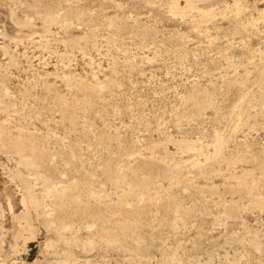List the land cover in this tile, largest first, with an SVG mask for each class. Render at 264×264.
<instances>
[{"label": "rangeland", "instance_id": "1", "mask_svg": "<svg viewBox=\"0 0 264 264\" xmlns=\"http://www.w3.org/2000/svg\"><path fill=\"white\" fill-rule=\"evenodd\" d=\"M172 2L0 0V122L13 136H37L41 172L91 186L103 199L90 200L93 211L115 229L121 188L108 165L123 170L147 158L156 173L171 169L175 181L157 178L153 203L138 193L128 198L126 207L148 208L143 220L152 223L139 248L131 237L102 243L100 224L70 210L59 227L49 226L43 208L33 211L35 237L25 243L12 214L23 210L20 175L39 196L43 184L0 146V264H65L68 257L76 264H264V207L253 203L255 194L264 199V0H198L200 9H213L207 18L197 9L177 14ZM50 12L57 21L48 30ZM71 77L102 84L96 94L79 91ZM196 89L212 100L202 112L189 100ZM219 133L222 152L207 160ZM167 137L193 140L196 149L181 150ZM232 200L241 204L233 214L226 211ZM49 205H56L51 197L43 206L50 212ZM90 236L99 241L92 249L83 242Z\"/></svg>", "mask_w": 264, "mask_h": 264}, {"label": "bare ground", "instance_id": "2", "mask_svg": "<svg viewBox=\"0 0 264 264\" xmlns=\"http://www.w3.org/2000/svg\"><path fill=\"white\" fill-rule=\"evenodd\" d=\"M185 2H186L185 7H183V6L180 7L179 0H173V2L171 4L172 5L171 6L172 7L171 10L173 9L174 11L175 10L179 11V12H176L177 14H181V13L186 14V13L191 12L193 9H197L198 10L197 12H199L198 14H200L201 18H207L209 16L211 17L213 9H206V8L200 9L197 6L198 0H185ZM235 2H234V4H236V10H237V12H240L241 11L240 3H239V1H235ZM43 21H45V23L44 22L43 23L45 25H47V26L50 25V24L52 25V23L57 21V17L54 15V13L52 14L50 12V14H46L45 19ZM197 21H199V19H197L196 22ZM49 28H50L49 26L47 28L45 26V29L49 30ZM71 81H72V83L73 82L75 83L74 86L76 85L77 89L78 88H81V89L83 88V89L89 90V91H91L93 93L98 90L99 85L101 83V81L97 77H95V80H94L93 83L91 81H90V83H88L86 80L79 79V78L76 79V78H73V77H71L70 81H68V82H71ZM111 83H112V81H111ZM103 84L106 85L105 83H103ZM81 92H82V90H81ZM84 92H82V93L84 94ZM96 93H94V94H96ZM65 100L66 99H64L62 97L59 99V101H61V103L64 106H67V105H65V103L67 104L68 101L66 102ZM83 100H84V104L89 102L87 99L86 100L83 99ZM189 100L191 101L192 109L194 111H196V112H202L205 109L206 106H209L212 103V100H211V97H210L209 93L207 91L200 92V90H198V89H196L189 96ZM246 101H247L246 97H243L241 99V105H244V103ZM261 103H264V99L261 100ZM84 104H83V106H84ZM60 108H62V107H60ZM66 111H67V109H66ZM68 112H69V110H68ZM187 112H190V111H187ZM70 116H71V118H70L71 120L70 121L72 123V124L70 123L72 125V127H70V128L74 129V128H76V118H75V116H72V115H70ZM4 123L0 122V146H3V147L7 148L10 151H15L19 155V157L21 158V161L24 164H26V166H28L29 169H31L34 172L37 181H39V182H41L43 184L42 190H41L42 194H41V196H39L40 194L38 195V193H36V189L37 188H35V186L32 185V183L30 182L31 180L29 181L28 178H26L24 175H20L21 178L24 181L22 183L26 184L25 193H24V195L22 197L23 210L21 212L15 213V212L12 211V208H11V211L13 212L12 213L13 214V218H15L18 221V229H17L18 233L16 232L17 233L16 238L17 237H22L24 239L25 243H26L29 238H34L35 237V227H34V222H33V218H32V214H33L34 210L35 211H37V210L39 211V209L43 208V212H45L44 213V221L49 226H52V227H55L56 225H57V227H59L60 225L58 226V223H60V224L62 222L64 223L65 222L64 221V217H62V216H64L65 214H63V212L70 210L74 215L82 214L85 218H87V220L90 219V220L93 221V223L95 222V223H99L100 224V230H99V232L97 231L98 232L97 234H99L98 236L100 237V238L98 237V240L102 241V243H103V241H106L108 243H112V245L114 243V245H115L116 244L115 241L122 242V239L131 237V238H134L136 240L135 245L137 246V248H139V246H140L139 245V242H140L139 238L141 237V234H143L142 233L143 231L141 232V230H143V229L145 230V228H147V227L149 228L152 225V223L151 222H147V221H145L146 222L145 223L144 220H143L144 210H147L148 208L146 209V207H144L142 205H139V204L138 205L136 204V206H133V207L128 209L126 207V204L128 203L127 200H128L129 197L134 196L135 194L138 193V194H140L142 197H144L147 200L146 202L148 204L149 203H153L154 198L156 196L152 197L151 191L149 190L150 189V185L157 178H160L161 176H168L170 178L171 183L175 182L174 178H173V175H172L173 173L171 172V169L164 168L163 171H161L160 173H156L154 171V168L152 167V161L150 159H147V158H141L140 159V163L137 162L138 165H136V166H132V164L128 165L129 164V162H128V164H125L128 167H126V168L124 167L123 170L122 169L121 170L113 169L109 165H108V167L106 166L107 167L106 168V173H107V175H109L108 177H111L109 179H112L111 181L113 183H115L114 185H117L119 188H121L120 193L118 194L119 195V200H118L119 202H118V205L115 208V209H117V210H115L117 213L114 211V213L117 215V218H115V220L117 221L116 223L118 225V229H115V227L112 228V226L110 227V225L108 226L107 224H105L107 221L110 222V217H108V215L105 216V215H101L99 213L97 214V213H95L93 211L94 209H92L90 200L91 199H94L96 201L103 200L101 194L97 193L91 186H85V187H87L86 188L87 189L86 192H87L88 195H86V196H88V197H87V199H84L82 197L83 193L81 194V192H79V190L81 188V187L79 188V185L80 186H82V185L78 184L76 180H74V179L71 180V178H70V180L64 179V180L58 181V180L55 179L57 176L54 178V176H52V175H46L45 173L41 172V169H40V158L42 159L41 156L45 152V149H44V147H41L38 144L37 136L36 135H35L36 137H34L33 135L24 136L21 133L16 135V136L15 135L13 136V135L10 134V131L8 130L7 126ZM242 125H243V122L240 119L237 122V124H236V128H239ZM73 129H72V131H73ZM75 131H76V129H75ZM220 134L221 133L216 134V136L214 137L215 138V140H214V153L206 155V159L207 160L208 159L212 160V158H214L215 154H219V153L222 152L221 149L223 148V144L225 142V139H224V136H222ZM167 138H168V141H172L175 144H177V146L181 150H194V149H196V146H197V144H196L197 142H195L193 140H187L186 138L185 139H181V140H176V141H173V139H171V137L170 138L167 137ZM159 144H155V146H159ZM74 150L73 151L71 150V151H72L73 156H76L77 153H75L76 150L75 151ZM133 159H135V157ZM196 165L199 166V168H200V170H202V172H204L206 170V168L203 165H201L200 162H197ZM155 166H156V164H155ZM176 166L178 167V165H176ZM156 169H157V166H156ZM157 171H158V169H157ZM142 175H144V176H142ZM155 175H157V176H155ZM128 177L130 178V180L128 179ZM39 182H37V183L39 184ZM254 182H255V180H254ZM256 182H257V180H256ZM85 187H84V185L82 186V188H85ZM241 187H242L241 190H240L241 192L248 193V194L249 193L253 194L252 191H249L250 190L249 188L243 187V186H241ZM259 195L260 194H255V197H254V194H253V197H254L253 203L257 204L258 206H263L264 207V199H263L262 196H259ZM50 197L54 199V203L56 205L52 209L50 207L52 204L49 205V207L51 209V211L49 212V211H47V208L45 209V207H43V206H45L46 200L48 198H50ZM48 201H50V200H48ZM239 204L240 203H238V201L232 200L230 205L227 207V210H226L227 213H232V214L235 213V212L237 213V211L239 210L240 205H241V204L240 205ZM10 206H11V204H10ZM176 208H177L176 210H178V212H179V208L178 207H176ZM72 213H70V214H72ZM66 214H67V212H66ZM111 214H113V213L111 212ZM65 216H67V215H65ZM111 219H114V217L111 218ZM79 220H81V219H79ZM66 223H68V222L66 221ZM68 224H70V223H68ZM172 224L175 226L176 220H174V222ZM65 225L66 224H64V226ZM57 227H56V229L58 231L59 238L64 240V241H66L67 243L71 242V240L73 238L71 237L72 239H68L67 238L68 235L62 233L61 230L59 228H57ZM67 227L68 226H66V228ZM61 228H63V226ZM27 233L29 235H26ZM148 234H150L151 237H154L155 232H151V233H148ZM94 236H92V237H94ZM92 237L91 238L88 237V239L86 241H83V242H85L84 246H86L87 248H90V249H92V247H95L99 243V241L97 240L96 237H95L96 239L92 238ZM143 238H145V237H143ZM134 239H132V241ZM147 239H149V238H147ZM74 241H75V239H74ZM72 242H73V240H72ZM150 243H151V241H150ZM257 243L259 244V242H257ZM257 243H255V245H257ZM53 244H54L53 242L47 243V245H49V246H52ZM120 245H122V244L120 243ZM16 247H17V245H15L14 249ZM257 248H259V247H257ZM174 260H176V255L175 254L172 257H170V262H173ZM64 262H65V264H76L75 263L76 261H73L69 257Z\"/></svg>", "mask_w": 264, "mask_h": 264}]
</instances>
